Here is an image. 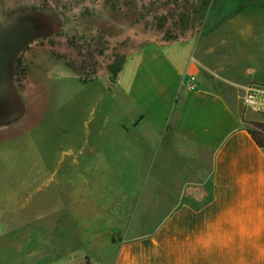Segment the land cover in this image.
I'll use <instances>...</instances> for the list:
<instances>
[{
  "label": "rangeland",
  "instance_id": "obj_1",
  "mask_svg": "<svg viewBox=\"0 0 264 264\" xmlns=\"http://www.w3.org/2000/svg\"><path fill=\"white\" fill-rule=\"evenodd\" d=\"M160 23L164 32L156 29ZM165 31L179 40L198 39L216 70L247 47L262 62L264 0H0L6 101L0 102V264H86V257L89 264H108L112 242L155 230L149 228L163 214H115L108 207L134 192L143 167L118 131L132 117L107 65ZM99 32L107 44L95 38L85 47L82 36ZM239 67L233 62L228 70ZM244 116L264 122L251 109ZM162 138L154 174L161 171L162 153H172L168 143H178L169 132ZM76 201L75 212L82 214L71 215L68 205ZM128 220L142 228L126 230Z\"/></svg>",
  "mask_w": 264,
  "mask_h": 264
},
{
  "label": "crops",
  "instance_id": "obj_2",
  "mask_svg": "<svg viewBox=\"0 0 264 264\" xmlns=\"http://www.w3.org/2000/svg\"><path fill=\"white\" fill-rule=\"evenodd\" d=\"M208 52L198 39L154 35L125 55L115 85L132 118L117 128L143 170L134 192L108 207L115 214L163 215L155 227L145 226L153 232L112 242L108 264H264V148L244 122L258 117L244 116L238 94L249 82H264V60L254 61L247 47L230 61L237 71L228 70L230 63L220 71ZM189 74L197 78L194 90L186 87ZM167 132L178 153L166 144L172 153H162L154 174V154ZM72 204L71 215L82 214L75 212L80 203ZM137 225L128 220L124 227L142 228Z\"/></svg>",
  "mask_w": 264,
  "mask_h": 264
},
{
  "label": "trees",
  "instance_id": "obj_3",
  "mask_svg": "<svg viewBox=\"0 0 264 264\" xmlns=\"http://www.w3.org/2000/svg\"><path fill=\"white\" fill-rule=\"evenodd\" d=\"M110 8L112 10H115L116 6L110 5ZM163 26H164L163 23H160L157 25L156 29L160 32H164ZM95 38L98 39L97 44H99V42L101 44H107V40L104 37V33L99 32L97 37H95L93 35L82 36V39H84V41H85L84 46L88 47L89 45H91L92 44L91 41H93ZM162 39L167 40V41L178 40L176 37H172L171 35H169L166 31H165V33H163ZM68 42H69L70 46H74L71 41H68ZM121 43L123 44L124 42H121ZM79 52H80V49H79ZM98 52H99V54H101L102 50H99ZM85 53H86V56H92L93 55V53H91L88 49H86ZM80 55L84 56L82 53H80ZM124 60H125V55H118V56H116V59L112 63H109L107 65V70H108L112 79H115L116 76L118 75V73L120 72L122 65L124 63ZM66 64L69 67H71L74 71H76L80 76L82 74H84L81 68L75 67L68 60H66ZM90 79H91V77H86V78H83L82 81L84 83H86ZM244 122L246 124V129H247L248 133L251 135V137L256 142V144L259 147L264 148V122H262V121H251V120H244ZM86 264H89V260L87 257H86Z\"/></svg>",
  "mask_w": 264,
  "mask_h": 264
},
{
  "label": "built area",
  "instance_id": "obj_4",
  "mask_svg": "<svg viewBox=\"0 0 264 264\" xmlns=\"http://www.w3.org/2000/svg\"><path fill=\"white\" fill-rule=\"evenodd\" d=\"M188 90L197 88V78L194 74L186 76ZM241 102L244 109H251L264 116V82H249L243 91Z\"/></svg>",
  "mask_w": 264,
  "mask_h": 264
},
{
  "label": "flooded vegetation",
  "instance_id": "obj_5",
  "mask_svg": "<svg viewBox=\"0 0 264 264\" xmlns=\"http://www.w3.org/2000/svg\"><path fill=\"white\" fill-rule=\"evenodd\" d=\"M1 92H2V88L0 87V94H1ZM2 93H3V95L2 96L0 95V102L4 103V102H6V101H3L5 93H4V91Z\"/></svg>",
  "mask_w": 264,
  "mask_h": 264
}]
</instances>
